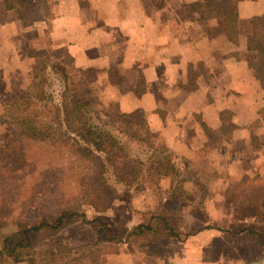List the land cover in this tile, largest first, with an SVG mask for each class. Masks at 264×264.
<instances>
[{"label": "rangeland", "instance_id": "374dc122", "mask_svg": "<svg viewBox=\"0 0 264 264\" xmlns=\"http://www.w3.org/2000/svg\"><path fill=\"white\" fill-rule=\"evenodd\" d=\"M243 1L257 2L258 7L264 12V0ZM195 2H204V0H194L192 4ZM54 3L55 0H41L38 3L41 16L46 21L52 16ZM158 4H161L160 0ZM192 4L178 9L181 18L186 20L191 17L198 21H207L198 19L199 12L191 9ZM164 5L166 6V2ZM3 6L4 2L0 0L1 110L3 103L22 97L20 96L22 92H28L27 98L35 104L45 102L48 95H51L55 102H59L63 87L69 86L71 81L66 78H73L75 82L80 79L77 75L73 76L71 67L74 65L70 66L72 62L66 54V48L54 50L57 48L51 44L49 46L52 49L49 47V51L46 50L47 36L45 30L43 33L41 20L36 22V28L32 25L24 26L21 20L23 28L14 25L9 27V24L16 21L18 15L5 13L2 10ZM252 18L247 17L245 20L238 21V40L241 38L245 45ZM213 21L216 26L209 27L206 36L217 38L219 35L227 40L216 20ZM247 55H249L248 61L253 59L252 53L248 52ZM80 71L88 80V95L83 101L99 115L104 130L110 133L122 148L124 155L131 160L134 172L131 187L116 183L112 178L109 181L114 202L111 209L103 215L109 221L107 233L117 239L108 244H96L94 231L89 225L81 222L52 236L47 231H42L35 236L39 239L32 248L23 251L24 260L18 264H172L175 257L182 255V246L175 239L160 238L156 242L133 239L129 244L122 243L126 231L139 224L143 215L155 214L160 210L172 214V224L183 233L193 234L204 229L217 233L211 236V240L214 241L213 247L207 253L193 254L198 258L197 260L203 258L216 264L215 260L221 254L225 255L227 260L233 259L237 239L231 238L233 240L230 241L225 235L239 233L246 225L253 230L264 228V219L261 216L264 214V178L257 175L254 178L245 179L243 176L234 174L233 177L226 179V167L235 165H232L233 162L230 159L227 161L219 156L215 158L216 155L210 153L212 148L218 146L220 136L209 132L206 127H203V130L208 133L210 140L204 149L198 150L190 157L176 155L165 146L158 134L147 129L144 113L133 112L134 114L126 119L131 122L128 126L124 118L117 116V112L120 111L114 100L116 96L114 89L100 88L93 84L92 73ZM109 74L110 84L114 87L119 86L121 82L119 74L113 71ZM69 87L73 88L72 85ZM259 93L264 97L262 92ZM35 94L39 96V99L34 98ZM262 100L264 101V98L261 101L257 100L261 102L258 111L264 108ZM233 117L234 113L230 110L221 113L223 128L220 135L226 138L230 136L234 129L231 123ZM257 121L250 126V129L253 127L252 134L254 133L252 146L264 153V119L259 116ZM8 134V124L0 123V144L5 143ZM74 140L78 141L81 147L94 149L84 140L75 137ZM42 152L44 157L39 160L38 173L32 181L26 180L25 187L17 189L20 183L16 181L3 182L7 184L0 187V241L2 236L18 231L12 221L25 222L28 226L36 224V217L32 215L34 213H29L28 208L23 205L24 198L18 193L44 188V179L49 176L48 168L45 166L48 163L46 155L49 158H51L49 155L52 156L48 144L42 145ZM262 156L260 154L259 157ZM138 171L140 175H137ZM12 179L15 180V178ZM179 194L182 198H175ZM254 202L259 205L253 206ZM81 210L88 219L96 215V212L84 200L81 202ZM253 216L260 220L249 221L250 218H254ZM244 218L249 220L245 223L241 222ZM201 240L196 241L198 245L201 244ZM53 241L62 242L66 249L55 252L53 256L49 255L47 250ZM115 249L117 253L112 254ZM0 260V264H10L5 258Z\"/></svg>", "mask_w": 264, "mask_h": 264}, {"label": "crops", "instance_id": "0c3cea01", "mask_svg": "<svg viewBox=\"0 0 264 264\" xmlns=\"http://www.w3.org/2000/svg\"><path fill=\"white\" fill-rule=\"evenodd\" d=\"M158 1L55 0L52 16L40 23L47 46L52 44L57 48L54 50L65 47L75 68L92 73L93 84L114 89L121 113H144L147 129L158 134L176 155L190 157L204 149L210 140L203 130L206 127L220 136L210 153L235 165L226 167V179L234 174L245 179L264 178V153L253 148V127L250 129L258 122L261 102L257 100L264 97L248 67L246 45L241 38L233 45L219 35L206 36L209 27L216 26L213 20L182 19L178 9L194 0ZM258 5L240 2L238 21L264 16ZM2 10L18 15L16 9L5 10L3 6ZM12 25L24 27L18 17L8 26ZM112 71L119 74V86L109 82ZM226 110L234 113V129L227 138L220 135V114ZM4 147L1 142L0 153ZM261 216L264 219V214ZM253 217L241 222L260 220ZM249 229L246 225L239 233L225 235L230 241L237 239L235 257L227 260L221 254L216 264H264V228ZM196 232L188 233L183 242L175 239L182 246V255L172 264H212L203 258L197 260L193 254L207 253L213 247L211 236L217 233L206 229ZM198 239H203L200 245Z\"/></svg>", "mask_w": 264, "mask_h": 264}, {"label": "trees", "instance_id": "16d2710c", "mask_svg": "<svg viewBox=\"0 0 264 264\" xmlns=\"http://www.w3.org/2000/svg\"><path fill=\"white\" fill-rule=\"evenodd\" d=\"M242 1L204 0L192 4L191 9L199 12L200 20H216L226 39L237 45L238 4ZM37 2L41 0H5L4 7L5 10L16 9L19 20L24 26H30L45 20ZM47 49L49 51V46ZM246 50L253 54V59L247 61L248 67L264 93V16L251 19ZM71 68L73 76L77 75L80 79L75 82L73 78H66L71 80L69 86L73 88L64 86L59 102L48 95L45 102L35 104L27 98L28 92H22V97L4 104L0 115V123L9 126L5 147L0 153V187L7 184L3 182L15 181L20 183L17 189L25 187L26 180L32 181L38 173L39 160L44 157L42 145L48 144L52 152V156L49 155L51 158L46 155L48 163L45 166L49 176L44 179V188L18 193L24 198L23 205L29 213H34L36 224L28 226L25 222L12 221L18 231L1 238L0 259L5 258L10 264L24 260L23 251L32 248L39 239L35 236L42 231L52 236L78 222L91 227L96 244H108L117 239L107 233L109 221L103 214L111 209L114 202L110 179L128 187L133 184L131 160L124 155L110 133L104 130L95 110L83 101L88 95V80L82 71ZM34 98L39 99V96L35 94ZM257 113L264 119V108ZM133 114L117 112V116L125 120ZM126 123L129 126L131 122L126 120ZM74 137L90 143L94 149L81 147ZM137 175H140L139 171ZM175 198L182 197L179 194ZM82 200L96 212L92 219H88L81 210ZM171 218L172 214L164 210L143 215L139 224L126 231L122 243L129 244L133 239L152 242L160 238L183 242L189 234L175 227ZM62 249H66L62 242L53 241L47 253L53 256ZM116 253V249L112 251V254Z\"/></svg>", "mask_w": 264, "mask_h": 264}]
</instances>
